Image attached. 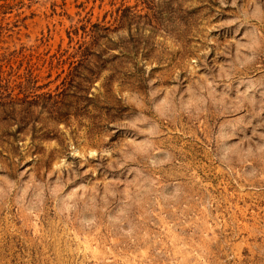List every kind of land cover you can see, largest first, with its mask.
Instances as JSON below:
<instances>
[{
    "label": "rangeland",
    "instance_id": "374dc122",
    "mask_svg": "<svg viewBox=\"0 0 264 264\" xmlns=\"http://www.w3.org/2000/svg\"><path fill=\"white\" fill-rule=\"evenodd\" d=\"M0 264H264V0H0Z\"/></svg>",
    "mask_w": 264,
    "mask_h": 264
}]
</instances>
